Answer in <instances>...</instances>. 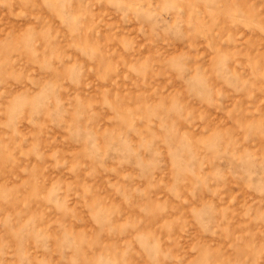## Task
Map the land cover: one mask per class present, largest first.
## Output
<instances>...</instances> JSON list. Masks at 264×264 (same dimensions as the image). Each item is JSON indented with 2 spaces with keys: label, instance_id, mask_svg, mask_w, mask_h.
Returning a JSON list of instances; mask_svg holds the SVG:
<instances>
[{
  "label": "rangeland",
  "instance_id": "rangeland-1",
  "mask_svg": "<svg viewBox=\"0 0 264 264\" xmlns=\"http://www.w3.org/2000/svg\"><path fill=\"white\" fill-rule=\"evenodd\" d=\"M0 264H264V0H0Z\"/></svg>",
  "mask_w": 264,
  "mask_h": 264
}]
</instances>
